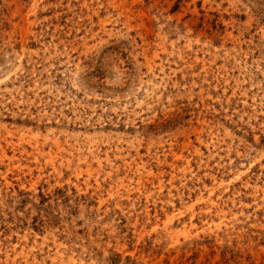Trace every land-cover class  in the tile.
Wrapping results in <instances>:
<instances>
[{"label":"rangeland","instance_id":"374dc122","mask_svg":"<svg viewBox=\"0 0 264 264\" xmlns=\"http://www.w3.org/2000/svg\"><path fill=\"white\" fill-rule=\"evenodd\" d=\"M0 264H264V0H0Z\"/></svg>","mask_w":264,"mask_h":264}]
</instances>
